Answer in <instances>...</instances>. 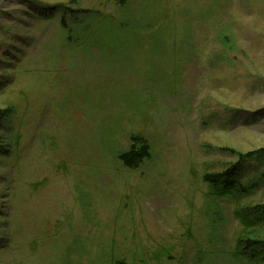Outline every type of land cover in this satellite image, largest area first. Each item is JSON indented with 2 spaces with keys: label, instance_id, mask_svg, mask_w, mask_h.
<instances>
[{
  "label": "rangeland",
  "instance_id": "rangeland-1",
  "mask_svg": "<svg viewBox=\"0 0 264 264\" xmlns=\"http://www.w3.org/2000/svg\"><path fill=\"white\" fill-rule=\"evenodd\" d=\"M254 207L264 0H0V264H237Z\"/></svg>",
  "mask_w": 264,
  "mask_h": 264
},
{
  "label": "trees",
  "instance_id": "trees-1",
  "mask_svg": "<svg viewBox=\"0 0 264 264\" xmlns=\"http://www.w3.org/2000/svg\"><path fill=\"white\" fill-rule=\"evenodd\" d=\"M119 6L124 4V0H116ZM93 19V18H91ZM131 145L130 148L122 152L119 158L124 166L133 168L141 161L150 157L149 146ZM203 182L212 186L215 193L221 196H230L235 198L238 195H244L247 188L236 183L234 175L229 174H206L202 177ZM235 215L241 225V230L247 234L251 228L264 223V209L261 207L240 208L235 210ZM238 261L237 264H264V241L246 238L241 236L237 239V252L233 255Z\"/></svg>",
  "mask_w": 264,
  "mask_h": 264
}]
</instances>
